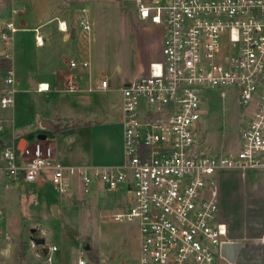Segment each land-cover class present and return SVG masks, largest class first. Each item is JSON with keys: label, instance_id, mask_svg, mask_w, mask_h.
I'll return each mask as SVG.
<instances>
[{"label": "built area", "instance_id": "2783aa9c", "mask_svg": "<svg viewBox=\"0 0 264 264\" xmlns=\"http://www.w3.org/2000/svg\"><path fill=\"white\" fill-rule=\"evenodd\" d=\"M137 15L163 28L162 58L151 62L144 76L123 84L124 161L104 167L57 164L43 138L22 146L14 137L5 141L2 112L14 105L11 34L16 30L5 23L0 30V172L10 181H33L50 171L62 195L75 177L83 192L94 180L107 191L126 185L129 208L112 216L136 223L138 264H232L220 250L226 225L218 217L216 173L264 168V0H137ZM58 24L67 30L64 22ZM80 24L90 29L88 22ZM35 41L42 43L40 36ZM88 66V61H69L70 68ZM74 80L68 74L64 89L76 90ZM100 86L107 88V80ZM224 88L235 91L237 103L250 114L239 129V148L214 154L196 136L205 113L200 98L210 89L224 96ZM35 90L47 91L48 85L38 83ZM76 264L93 262L81 251Z\"/></svg>", "mask_w": 264, "mask_h": 264}, {"label": "crops", "instance_id": "0c3cea01", "mask_svg": "<svg viewBox=\"0 0 264 264\" xmlns=\"http://www.w3.org/2000/svg\"><path fill=\"white\" fill-rule=\"evenodd\" d=\"M94 1L98 0H69L71 5L69 13L59 18L55 15V11H50V0H0V30L6 22L13 23L16 30L11 36L13 51H15L17 46L24 45L26 40L35 38V36H40L42 39L41 44H37L35 41L36 45L45 47H49L52 44V37L58 33L61 34L62 42H67L71 39L75 40L77 37L76 28L78 27V39L82 41L86 39L88 47H81L79 43L75 44L76 57L70 58V60L89 62L85 56L90 53L89 42L91 35L89 32L91 31V26L87 31L82 27L80 21L90 24L88 4ZM80 5H84V8L81 9V12H76L75 7ZM54 8H57V3L54 4ZM136 18L140 21L138 16ZM55 21L54 30L49 25ZM59 22H62V25L63 22L65 23L66 31H62L59 28ZM140 22L142 23V21ZM133 24L135 27L133 26L132 28L136 29L138 35H140L139 30L149 31L152 29L159 33L153 39V50H149L144 42H141V45H137V49L135 47L132 48L136 52V57H134L133 61L136 67L133 72L127 75L126 82L144 76L148 71L149 64L161 57L163 28L145 22H143L145 24L143 26L135 20ZM141 35L143 34L141 33ZM75 69L78 70V73L73 72ZM81 72H83L82 69L70 68L69 62H64V66L58 70H53L51 75H37L36 78L33 77L34 80L31 79V76L28 77L30 88L38 83L48 85L47 91L39 92L35 90L36 93L43 96V103L39 111H34V116L29 122L20 123L17 120L13 123L14 106L11 109H5L2 112L5 119L3 137L6 140L13 139V137L15 139L16 132L21 127L25 125H34L35 127L37 123L39 128L37 131L38 135L29 143L36 141L39 136H44V141L49 143L53 149L55 163L74 167L121 165L124 161L120 109L121 96H119L120 100L118 98L120 101L118 111L113 115L106 104H95L89 98L80 99L77 96V91L81 92L78 86L82 84L81 80L85 81L81 79ZM68 74L75 76L74 81L77 89L69 91L70 95H65L66 97H64L62 94H67L65 91H68L64 89L65 79ZM87 79L89 86L87 89H82V91L90 92L94 91V89L107 91L109 88H102L98 83L93 86L90 79ZM16 81L14 82V88ZM246 113H248L247 116L250 114L249 111H246ZM42 123L48 124V127L42 126ZM47 132L52 134L48 139ZM19 140L21 142L26 141L22 136H20ZM239 144L238 141L237 149ZM212 153L221 154L222 152ZM50 176V171H44L38 179L33 181H10L0 172V221H3V230L1 231L0 227V235L4 231L2 238L5 244L10 245L12 244L10 234L15 237L24 235L27 237V240L26 238L25 240L30 241L28 233L32 228H36L39 234L35 231L31 235L36 234L44 239L43 244L34 247L30 246L31 251L37 250L36 257L40 258L41 254L39 252L44 251L42 246H47L46 250L51 254L50 264H69L59 254L62 248L60 242L58 240L54 242L51 239V237L54 238L55 236L54 232L44 227L43 223L57 219L60 216L62 219L68 217L67 214L71 213L70 210L72 208L80 207L75 205V200H84L86 202V194H93L97 193L99 189H106L99 181L94 180L89 184L88 191L83 192L80 179L75 177L73 179L74 187L69 188L68 194L62 195L53 187ZM8 181L10 182L9 185H7ZM216 181L218 186V217L226 225L224 241L240 243L232 264H264V168L258 167L245 170L221 169L216 173ZM108 192L118 193L123 196L125 205L123 211H116L112 215L124 212L129 208L131 194L126 185L120 186L118 190ZM126 222L133 224L138 234L135 263L138 264V228L136 223ZM23 227H26L28 235L25 232L24 234L22 233ZM6 234L9 236V240H6ZM61 235H64V233L58 234L59 237ZM29 243L26 242V245L28 246ZM51 246H55L56 250L50 251L49 247ZM10 248L7 247L3 251L1 250V253L8 254ZM94 255L98 257L95 253ZM41 260L43 261L44 259ZM99 262L100 264H106L103 259H99Z\"/></svg>", "mask_w": 264, "mask_h": 264}, {"label": "rangeland", "instance_id": "374dc122", "mask_svg": "<svg viewBox=\"0 0 264 264\" xmlns=\"http://www.w3.org/2000/svg\"><path fill=\"white\" fill-rule=\"evenodd\" d=\"M141 1L145 4L150 2V0ZM56 3L57 8H54ZM88 5L91 40L89 42L90 53L85 58L89 60V66L81 72V79L85 81L81 80L82 84L78 86L81 92L77 91V96L80 99L89 98L95 104H106L113 115L118 111L119 96H121V89L128 78L127 75L133 72L136 67L133 62L136 52L132 48L137 49V45L144 42L149 50H153L152 42L159 32L152 29L149 31L139 30L140 35H138L136 29L132 28L134 20L145 26L136 18L138 16L137 0H98ZM70 6L69 0H50L49 2L50 11H55V15L59 18L69 13ZM82 8L84 5L75 7V10L81 12ZM55 26L56 21L49 25L54 30ZM76 35L75 40L62 42L61 34H54L53 42L49 47L37 46L35 38H29L24 45L17 46L13 51L12 67L14 78L17 80L13 123L17 120L20 123L29 122L34 116V111H39L43 103V96L35 91L36 85L30 88L28 77L31 76V79L34 80L37 75H51L53 70L60 69L64 66V62L68 63L70 58L76 57L75 44L79 43L81 47H88L86 39L84 41L78 39V27ZM161 58L162 56L158 60ZM73 72L78 73V70L75 69ZM87 78L90 79L93 86L96 83L100 84L102 79H106L108 90L82 91L89 86ZM223 90L225 91L224 96L220 95L219 89H210L204 91L200 98L205 113L201 117L202 121L198 124L196 136L201 147L208 148L211 153H228L237 149L238 130L248 114L237 103L235 91L230 88ZM65 92L67 94H62V96L70 95L69 91ZM112 119L115 120L113 117ZM38 130L37 123L35 127L34 125H25L16 132L14 141L16 142L22 136L30 142L38 135ZM47 133L48 139L52 134ZM5 141L8 140L5 139ZM22 144L23 142H21V146ZM69 187H74L73 180H70ZM74 203L80 207L72 208L71 213L67 214L68 217L62 219L60 216L43 223L44 227L54 232L55 236L51 239L54 242L56 240L60 242L62 248L59 254L69 264H76L81 251H84V255L93 264H100L99 259H103L106 264L136 263L138 234L135 226L125 220H115L112 216V213L125 209H123L125 206L123 196L99 189L97 193L86 194V202L75 200ZM0 227L2 231V220ZM32 229H35L39 234L38 229ZM24 232L26 233V227H23L22 233L24 234ZM32 233L31 230L28 233L30 241ZM59 233H64L65 236L59 237ZM3 234L0 235V264H50L51 254L47 252V246H42L44 251L39 252L41 257L38 258L36 257L37 250H30V246L34 247L36 244L33 245L29 243L30 241H26V236L15 237L10 234L12 237L10 246L5 244L2 238ZM26 242L29 243L28 246ZM87 245L88 249H86ZM7 247H11L8 254L1 253ZM90 255H94L96 258H91Z\"/></svg>", "mask_w": 264, "mask_h": 264}, {"label": "water", "instance_id": "95a60500", "mask_svg": "<svg viewBox=\"0 0 264 264\" xmlns=\"http://www.w3.org/2000/svg\"><path fill=\"white\" fill-rule=\"evenodd\" d=\"M44 127H48V124L42 123L41 124ZM39 138H45L44 136H39ZM32 232H35V229H31ZM32 241L36 245H41L44 243V239L41 237H38L36 234L32 236ZM240 243L235 241H224L222 242L220 246L221 254L224 258H226L230 263H233L236 257V252L238 250ZM86 249H88V245L86 246Z\"/></svg>", "mask_w": 264, "mask_h": 264}, {"label": "trees", "instance_id": "16d2710c", "mask_svg": "<svg viewBox=\"0 0 264 264\" xmlns=\"http://www.w3.org/2000/svg\"><path fill=\"white\" fill-rule=\"evenodd\" d=\"M3 64L7 65V62H4ZM90 257L95 259V257L93 255H90Z\"/></svg>", "mask_w": 264, "mask_h": 264}, {"label": "bare ground", "instance_id": "6f19581e", "mask_svg": "<svg viewBox=\"0 0 264 264\" xmlns=\"http://www.w3.org/2000/svg\"><path fill=\"white\" fill-rule=\"evenodd\" d=\"M63 26V25H62ZM45 85V84H44Z\"/></svg>", "mask_w": 264, "mask_h": 264}]
</instances>
